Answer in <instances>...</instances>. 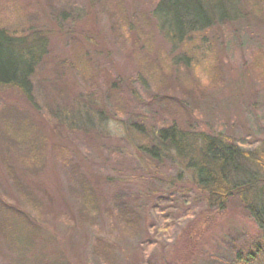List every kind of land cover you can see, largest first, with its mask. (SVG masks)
I'll use <instances>...</instances> for the list:
<instances>
[{"label":"rangeland","instance_id":"1","mask_svg":"<svg viewBox=\"0 0 264 264\" xmlns=\"http://www.w3.org/2000/svg\"><path fill=\"white\" fill-rule=\"evenodd\" d=\"M162 1L0 0V30L13 40L0 39V60L18 65L44 56L35 99L0 83V142L8 143L20 182L0 159V199L39 228L30 231L5 213L10 209L0 212V264H234L233 248L251 237L240 198L227 212L212 210L216 204L210 207L187 162L198 169L211 159L202 155V134L235 141L259 162L245 197L264 203V0H199L213 25L183 46L157 10L167 7ZM83 46L91 56L86 78L72 64H83ZM159 51L169 66L165 85L146 73ZM103 69L120 81L125 108L109 99ZM177 94L182 104H169ZM19 108L34 123L33 135H46L40 167L19 162L23 150L4 130ZM174 120L186 131L183 165L175 150L158 160L138 150L134 125L153 133ZM63 147L72 153L69 164ZM84 185L96 195L91 213L81 201ZM10 230L18 233L16 252ZM193 235L202 237L190 259Z\"/></svg>","mask_w":264,"mask_h":264},{"label":"trees","instance_id":"2","mask_svg":"<svg viewBox=\"0 0 264 264\" xmlns=\"http://www.w3.org/2000/svg\"><path fill=\"white\" fill-rule=\"evenodd\" d=\"M164 1L165 0L161 2L163 5ZM166 4V8L160 6L157 10L158 12H161L164 17V25L169 24L171 25V28L174 29L172 34L174 37H178L182 46L184 43L191 40V36L193 34L202 33L213 25L212 16H207L205 11L202 10L203 5L199 0H167ZM10 37V32L6 29L0 30V39L13 42ZM198 48L205 51L204 45L203 47L200 45ZM141 50H144L143 47H141ZM208 50H210L209 52H212V46H210ZM80 53L83 56V64L77 65L74 60L72 61V64L79 75L86 78L88 76L86 75V72L90 73L91 56L86 47L82 48ZM160 54L162 53L159 51L158 56L150 62L151 64L149 70H147L146 73H148L147 77L149 80L151 77H161L162 79H165L160 82L165 85L167 82L166 73L169 71V66L165 64L163 65L167 58L164 59L163 56H159ZM193 55L194 54L190 53V55L187 54L186 56L190 58V56ZM27 56L32 55L28 52ZM78 56H80V54ZM202 56H205V54ZM186 61L188 62L189 59L186 58ZM41 63H44V56H41V54L39 56H32L27 64L22 62L18 65H14L13 63L7 64L5 61L0 60V76L4 75L6 78L4 80H0V83L16 84L27 98L35 99V78L38 73L37 67L40 66ZM76 65L78 67H76ZM9 71L10 75L8 74ZM103 73L105 74V81L111 91L109 99L112 102H116V107L125 108L126 102L125 100H122L120 95V81L105 69H103ZM161 95H163V93H161ZM177 95V97H174L177 101L169 104H173L175 106L182 104L185 98L179 94ZM15 113L17 115L14 114L10 118L8 117V121L4 120V130H6L5 132L9 134L8 137L10 140H16L17 144L23 150L22 154L17 153L19 162L23 166L40 167L44 164L47 155L46 135L42 130L38 132V135H33V131L36 127L31 121L29 115H24L23 108H19ZM4 114L5 113H3V117L5 116ZM136 125L132 128V131L138 150H141L150 158L157 160L163 156L170 155L169 151L175 150L178 153V156H176L178 158V164L183 165L185 163V161L183 163L182 158L184 156L182 154L185 150H188L186 143V131L181 128L177 120L162 124V126L158 129H154L152 131L153 133L144 131L141 124ZM149 134H152L153 136ZM201 137L202 155L203 152L206 157H208L207 154H209L211 155V159L205 160L203 157L204 160L199 163L201 165H206V167L198 169L195 168L194 163H190V161L187 162V169L193 174L192 179L197 183V185L202 186L203 190L206 192L205 194L207 195L209 203L216 204V208L212 209L215 210V212H227L230 209L231 204L234 203L237 198H240V205H242L241 207L245 208L248 212V220H250L253 225L251 237L249 236V239L242 244V247L239 245L233 248V262L235 261L234 264H264V203L245 197V194L248 193L247 191H250L255 182L258 181L255 174L256 172L252 170L251 165L254 166L259 162L253 152L243 149L235 141H230L219 133L202 134ZM7 144L8 143L6 141L0 142V159L6 169L9 170L13 183L18 185L20 182L17 173L13 169V165L10 166L9 164V160H12V155L6 151ZM58 149L61 155L60 157L63 159L62 162L64 164H69L72 153L66 147ZM70 167L77 168L74 164H70ZM85 186L87 185L82 186L84 189V196L81 198V201H83V204L85 205L84 207H86V210H84L85 213H91L96 207L94 204L96 203V195H94V191L91 186H87L88 191L85 189ZM90 188L92 189L93 194L92 191H90ZM25 200L27 201L26 198ZM91 205H93V207ZM212 206L213 205L211 204L210 207ZM5 208L7 210L10 209V211H3ZM14 210L15 209L11 205L0 199L1 213H13L17 220L19 219V223L21 221L22 224L25 223L31 228L30 231L39 229L38 225L32 221L31 216L21 210ZM4 220L5 219L2 216L1 221L3 228L6 229V222ZM212 220L216 219L212 218ZM15 233L16 232L13 230L8 232L10 236L9 243L14 252L19 250L16 246L18 233H16V236ZM255 233H257V239L259 238L262 242H260L259 239H256ZM201 237L193 235L192 242L189 240L192 248H189L188 252H186L188 258L191 259L193 257V259H195L197 251L195 252L194 249H196L197 244H199ZM108 251H110V249H108L105 253L107 254Z\"/></svg>","mask_w":264,"mask_h":264}]
</instances>
